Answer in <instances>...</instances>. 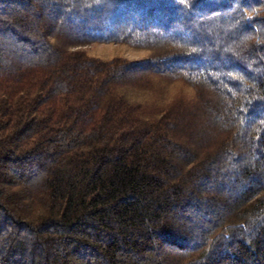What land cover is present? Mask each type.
Segmentation results:
<instances>
[{
	"label": "trees",
	"instance_id": "obj_1",
	"mask_svg": "<svg viewBox=\"0 0 264 264\" xmlns=\"http://www.w3.org/2000/svg\"><path fill=\"white\" fill-rule=\"evenodd\" d=\"M0 264H264V0H0Z\"/></svg>",
	"mask_w": 264,
	"mask_h": 264
},
{
	"label": "rangeland",
	"instance_id": "obj_2",
	"mask_svg": "<svg viewBox=\"0 0 264 264\" xmlns=\"http://www.w3.org/2000/svg\"><path fill=\"white\" fill-rule=\"evenodd\" d=\"M89 54L101 57L126 56L128 58H138L146 54L145 50H136L121 44L95 43L83 46Z\"/></svg>",
	"mask_w": 264,
	"mask_h": 264
}]
</instances>
